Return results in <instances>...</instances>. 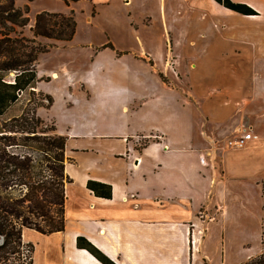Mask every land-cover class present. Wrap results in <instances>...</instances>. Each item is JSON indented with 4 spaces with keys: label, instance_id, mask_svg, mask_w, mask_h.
<instances>
[{
    "label": "crops",
    "instance_id": "crops-1",
    "mask_svg": "<svg viewBox=\"0 0 264 264\" xmlns=\"http://www.w3.org/2000/svg\"><path fill=\"white\" fill-rule=\"evenodd\" d=\"M61 1L34 9L35 0H15L18 7L29 5L22 29L31 33L42 10L82 8L90 12L89 22L93 7L111 2ZM118 1L121 10L132 3ZM146 1L151 2H138ZM181 1L191 8L184 15L188 26L169 25L165 11L176 14L159 0V42L139 48L155 56L173 34L189 36L191 45L206 41L208 54H222L189 61L187 89L169 70L138 57L140 49L118 48L109 38L87 44L88 74L72 60L46 73L36 69L33 90L52 97L50 105L37 106L36 114L64 136V172L70 180L64 184L63 230L22 229V239L34 244V264H103L76 246L77 236L93 244L108 264H239L264 250V0H232L249 5L255 15L215 0ZM205 10L211 26L202 16ZM219 13L227 15L223 28L214 25ZM77 33L78 26L72 41ZM68 42L54 41L52 47ZM198 73L213 74L209 94L200 92ZM201 121L219 138L244 131L254 137L228 145L204 131L201 139ZM139 140L145 142L137 146ZM88 180L109 185L110 196L93 193Z\"/></svg>",
    "mask_w": 264,
    "mask_h": 264
},
{
    "label": "trees",
    "instance_id": "trees-1",
    "mask_svg": "<svg viewBox=\"0 0 264 264\" xmlns=\"http://www.w3.org/2000/svg\"><path fill=\"white\" fill-rule=\"evenodd\" d=\"M62 1L69 5L78 0ZM215 1L240 14H257L245 3ZM27 13V4L18 7L15 0H0V116L26 91L37 96L27 101L20 115L0 124V264H33L34 244L23 241V228L42 234L63 230L64 184L70 180L64 172V136L57 134L54 126L53 133L41 130L43 120L36 114L42 99L50 105L52 97L33 87L38 54L55 45L38 39L71 41L77 26L75 15L73 10L37 12L31 36H26L18 29L28 23ZM105 46L113 48L109 43ZM86 185L96 195L110 196L107 184L88 180ZM76 246L103 264L110 262L82 236L76 237ZM239 264H264V250Z\"/></svg>",
    "mask_w": 264,
    "mask_h": 264
},
{
    "label": "rangeland",
    "instance_id": "rangeland-1",
    "mask_svg": "<svg viewBox=\"0 0 264 264\" xmlns=\"http://www.w3.org/2000/svg\"><path fill=\"white\" fill-rule=\"evenodd\" d=\"M138 1L139 0H131L132 3L124 6L123 10L120 9L121 5L120 1L118 0H111L109 4L96 5V8L93 7L95 14L93 13V17H91V20L89 22L86 21V16L90 17V12L88 10L81 8L80 10L75 12L74 15L76 14L77 16L76 23L78 26L76 40L69 41L63 48L52 47L53 49H51L50 51L39 54L36 64V69H38V72L46 73L48 71H51L52 69H55V66L61 61L72 60L74 64L82 66V71H88V74L91 72V63L89 62L90 58L88 54L90 52V46H88L87 44L89 42L92 43V47L100 45L107 38L114 41L118 48L130 46V48L140 49L138 51V57H141V59L146 63H152V65H154L153 67H155L157 70L163 69L172 72L173 75H176L180 79V84L184 89H187L186 85L188 84L186 76L187 71L190 69V67H188L189 61H191L192 59H200L204 61L211 60L213 58H222V54L220 53L208 54L210 50L206 46L208 42L201 40L198 45L194 43H192L191 45V43L188 41L189 36L186 35H167V37H165L162 42L160 50L157 51L155 56L150 55L146 50L139 48L141 44L146 47H150V45L153 44L154 41L159 42L158 40L160 39V31L162 30L163 22L161 21L160 17L161 11L159 10L158 6L159 0L155 2H153V0H151V2L146 1V3H139ZM51 2L52 0H35L34 9L41 5H49ZM165 4L167 8L171 6V9H173L176 14L175 17L174 14L168 12L167 10L165 11V19L166 21H168L169 25L175 28H183L188 26L186 17L191 13V8L187 5V2L181 0H166ZM27 6L29 12V5L27 4ZM215 8L219 10L217 6H215ZM205 11L203 12L205 13ZM204 13H202V16L206 17L204 18L205 21L207 20L206 24L211 26L210 21H208V12L206 11V13ZM219 14L221 19L214 25L215 27L223 28L225 25L224 19L227 18V15L222 13ZM182 15L183 17L181 18ZM148 17H151V19H147ZM198 24L200 25L201 21H199ZM26 26L27 24L22 28H25ZM22 28L18 30H21L23 35L31 36V33H28V29L23 30ZM38 40L41 42H54L53 40L51 41L45 38H39ZM78 41L80 42V44L77 43ZM160 74L162 75L163 80H167V78L164 77L163 73ZM209 75L210 74L208 73H198L196 75V81L198 82V85L202 86L200 92L205 94L210 93L209 91V93H207V90L210 89L208 88V85L210 76L213 74H211L210 76ZM55 85L56 83L53 84V86ZM30 98H37V96H32L28 91L22 94L19 100L7 113L9 115L8 119L20 115L21 111L24 109L27 101ZM41 102L42 105L47 104L45 99H42ZM3 121L4 120H2L1 122ZM53 126L54 125L52 122L43 120L41 130L53 133V131L51 130ZM204 131L208 134L214 133L215 138H213L212 134L211 137L215 139L217 143L225 142V144H228L229 140L231 139L226 137L219 138V134L216 133L217 131L212 132L209 125L201 121V139L204 138ZM144 142L145 141L143 140H139L137 146L142 145ZM34 263L35 262L33 260V264Z\"/></svg>",
    "mask_w": 264,
    "mask_h": 264
},
{
    "label": "built area",
    "instance_id": "built-area-1",
    "mask_svg": "<svg viewBox=\"0 0 264 264\" xmlns=\"http://www.w3.org/2000/svg\"><path fill=\"white\" fill-rule=\"evenodd\" d=\"M252 137H254V135L250 131H244L230 139L228 145H242L246 140Z\"/></svg>",
    "mask_w": 264,
    "mask_h": 264
}]
</instances>
